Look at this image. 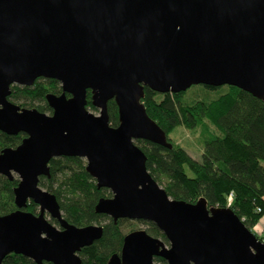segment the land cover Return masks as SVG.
Instances as JSON below:
<instances>
[{"label": "water", "instance_id": "95a60500", "mask_svg": "<svg viewBox=\"0 0 264 264\" xmlns=\"http://www.w3.org/2000/svg\"><path fill=\"white\" fill-rule=\"evenodd\" d=\"M39 79L60 84V95L45 97L51 115L9 100L12 87ZM194 86L264 100V0H0V132L26 135L0 152V176L19 179L17 210L0 216V264L12 254L83 264L82 250L103 238V225L70 224L40 187L58 158L83 159L97 189L111 193L96 214L153 223L168 241L133 231L107 264H264V241L232 210L172 200L135 144L172 149L141 103L145 88L165 95ZM89 92L98 116L87 109ZM30 202L38 214L26 211Z\"/></svg>", "mask_w": 264, "mask_h": 264}, {"label": "trees", "instance_id": "16d2710c", "mask_svg": "<svg viewBox=\"0 0 264 264\" xmlns=\"http://www.w3.org/2000/svg\"><path fill=\"white\" fill-rule=\"evenodd\" d=\"M203 87L207 94L203 99H192L188 94H158L144 89L141 103L147 115L165 133L172 149L142 141L140 148L147 157V170L172 200L196 204L205 199L209 208L232 210L243 224L254 233V228L264 217V100L235 87ZM222 89L216 97L211 92ZM57 81L39 79L33 87H12L9 100L12 103L24 101L20 107L35 108L37 101L40 112L52 113L45 97L53 93L60 95ZM89 110L92 95L88 93ZM110 124L119 125L118 107L114 101L108 104ZM178 128H184L197 136L202 146L201 161L194 160L170 135ZM26 138L25 134L9 136L0 132V152L17 148ZM86 161L80 158H58L50 162L51 179L42 178L40 186L54 194L60 204L64 218L77 227L103 222V238L80 253L83 264H107L110 257L121 254L124 237L136 231L132 226L125 234L121 227L128 220L114 223L112 219L95 213L101 198H110L111 193L98 190L96 181L86 172ZM47 180L45 183L44 180ZM19 179L10 180L0 176V216L17 210L14 203V189ZM55 185L57 187H55ZM233 195L232 203L229 197ZM260 208L261 212H257ZM39 207L30 202L26 211L38 214ZM146 231L168 244L163 233L153 224L143 222ZM155 263L167 264L160 258ZM3 264H35L20 255H9Z\"/></svg>", "mask_w": 264, "mask_h": 264}, {"label": "rangeland", "instance_id": "374dc122", "mask_svg": "<svg viewBox=\"0 0 264 264\" xmlns=\"http://www.w3.org/2000/svg\"><path fill=\"white\" fill-rule=\"evenodd\" d=\"M223 92L222 89L218 90V91H214L211 92L210 95L212 97H216L219 94H221ZM188 94L190 95V97L192 99H203L204 96L207 94V91L201 87V86H194L191 89L188 90ZM17 106H20V104H24V101L21 102H16L14 103ZM35 108L38 106H45V103L37 101L34 103ZM22 108H27V109H32L30 107H22ZM89 110V109H88ZM89 112H91L92 114H94L95 116L99 115V110L96 109L95 111L93 110H89ZM47 115H51V113L49 112H43ZM170 138L174 141H177V144H180L186 151L187 153L196 161L200 162L201 161V155H202V146L198 141V138L196 135H194L193 133H191L190 131L184 129V128H178L176 129L171 135ZM135 144L139 147L144 146L142 141H135ZM86 163V162H85ZM264 167V162H262L261 164ZM16 177V176H15ZM44 182L46 183L47 180L45 179ZM41 187V186H40ZM55 187H57L55 185ZM42 188V187H41ZM43 190H45L44 188H42ZM39 213V210L38 212ZM46 218L53 223L57 228L58 225L57 223H55L48 214H46ZM101 225H103V222L101 223ZM132 226L136 227V230L139 229H146V226L143 224V222H124L121 229L122 231L127 234L130 229L132 228ZM264 239V237H261ZM158 264V263H156Z\"/></svg>", "mask_w": 264, "mask_h": 264}, {"label": "crops", "instance_id": "0c3cea01", "mask_svg": "<svg viewBox=\"0 0 264 264\" xmlns=\"http://www.w3.org/2000/svg\"><path fill=\"white\" fill-rule=\"evenodd\" d=\"M254 233L257 234L259 237H264V217L258 223V225L254 228Z\"/></svg>", "mask_w": 264, "mask_h": 264}, {"label": "built area", "instance_id": "2783aa9c", "mask_svg": "<svg viewBox=\"0 0 264 264\" xmlns=\"http://www.w3.org/2000/svg\"><path fill=\"white\" fill-rule=\"evenodd\" d=\"M232 200H233V195L231 194V195H230V197H229V204H231V203H232ZM257 212H259V213H260V212H261V209H260V208H258V209H257Z\"/></svg>", "mask_w": 264, "mask_h": 264}, {"label": "flooded vegetation", "instance_id": "af4514ba", "mask_svg": "<svg viewBox=\"0 0 264 264\" xmlns=\"http://www.w3.org/2000/svg\"><path fill=\"white\" fill-rule=\"evenodd\" d=\"M55 223H57L56 221H54Z\"/></svg>", "mask_w": 264, "mask_h": 264}]
</instances>
